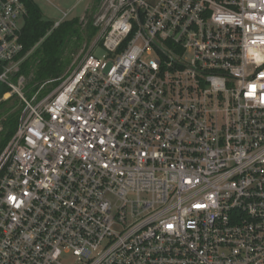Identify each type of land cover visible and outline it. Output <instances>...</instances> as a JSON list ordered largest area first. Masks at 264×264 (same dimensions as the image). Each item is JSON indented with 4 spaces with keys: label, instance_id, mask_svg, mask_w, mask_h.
Returning a JSON list of instances; mask_svg holds the SVG:
<instances>
[{
    "label": "built area",
    "instance_id": "built-area-1",
    "mask_svg": "<svg viewBox=\"0 0 264 264\" xmlns=\"http://www.w3.org/2000/svg\"><path fill=\"white\" fill-rule=\"evenodd\" d=\"M25 14L0 0V264H264V0H100L30 98Z\"/></svg>",
    "mask_w": 264,
    "mask_h": 264
},
{
    "label": "trees",
    "instance_id": "trees-1",
    "mask_svg": "<svg viewBox=\"0 0 264 264\" xmlns=\"http://www.w3.org/2000/svg\"><path fill=\"white\" fill-rule=\"evenodd\" d=\"M20 1L26 10L20 29L19 42L23 48L20 56L30 54L20 64L13 81L18 77L29 80L26 88L33 94L42 83L60 77L72 61V55L78 52L83 43L87 45L93 38L95 30L91 17L100 0H93L91 14L86 17L84 27L76 17L62 22L54 29V22L44 19L33 0ZM7 92L9 90L3 85L1 94ZM12 108L8 101L0 103V153L14 134L21 112V108L11 112Z\"/></svg>",
    "mask_w": 264,
    "mask_h": 264
},
{
    "label": "rangeland",
    "instance_id": "rangeland-1",
    "mask_svg": "<svg viewBox=\"0 0 264 264\" xmlns=\"http://www.w3.org/2000/svg\"><path fill=\"white\" fill-rule=\"evenodd\" d=\"M33 2L36 4V6L40 9V11L43 14V17L45 20L48 21H58L62 18L63 13L68 12V17L67 20H70L72 18H81L84 16L86 17L89 15L91 12L92 8V3L93 0H33ZM89 8V9H88ZM88 9V11H87ZM23 21H19V26H22ZM85 43L82 44L81 48L78 50L77 53L72 55V61L70 64L64 69L63 73L61 76H63L65 73H67L70 65L74 62V60L80 55ZM102 54L101 50L96 51V56H100ZM60 76V77H61ZM56 79H50L46 81V85L42 83L39 88L41 87V90H39L38 95L40 97L45 96L48 94L52 89L55 87V83H57V80L60 78ZM48 82V83H47ZM29 83V80L25 79L24 82V90L23 92L25 93L27 98H30L32 93H29L27 90L26 86ZM3 84L0 83V103L8 101L9 106H13L11 112L16 111L18 108H21L22 110V104L20 103L19 99L15 94H10L9 92L1 94V88ZM0 130H1V124H0Z\"/></svg>",
    "mask_w": 264,
    "mask_h": 264
}]
</instances>
